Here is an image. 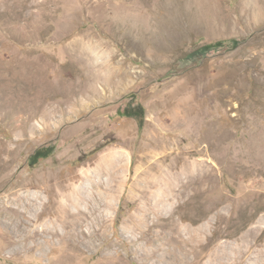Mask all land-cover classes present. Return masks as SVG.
<instances>
[{
  "label": "rangeland",
  "instance_id": "obj_1",
  "mask_svg": "<svg viewBox=\"0 0 264 264\" xmlns=\"http://www.w3.org/2000/svg\"><path fill=\"white\" fill-rule=\"evenodd\" d=\"M0 166V264L264 263V0H0Z\"/></svg>",
  "mask_w": 264,
  "mask_h": 264
},
{
  "label": "bare ground",
  "instance_id": "obj_2",
  "mask_svg": "<svg viewBox=\"0 0 264 264\" xmlns=\"http://www.w3.org/2000/svg\"><path fill=\"white\" fill-rule=\"evenodd\" d=\"M26 75H27L26 72L23 71L20 74H17L16 77L18 78L19 81L20 80L21 81L24 80L26 82ZM119 162H120V164L122 166V162L121 161H119ZM122 167H124V165ZM4 169H5V166H0V173ZM29 185H30V182H26V183L22 184L23 187H27ZM40 196H42V195H40ZM20 199L24 200V201L27 200L32 205L33 201H38L39 199H41V197H39L38 195H35V193H32L31 195L27 194V196L25 198H20ZM75 203L79 204L80 200L77 199V201ZM21 211L22 210L20 208V205L17 203L15 207L14 206H11V207L7 206V207L3 208L2 212H1L3 214V216H5V217L9 216L8 220L10 221V223L8 222L6 224L9 225V226H13L14 227V228H12V230H13L12 233L15 234V235H18V233L22 232L20 230H23V232H26V234L29 233V232L30 233L32 232V230L30 229V227H31L30 226L31 225L30 221L26 218L24 213L21 212ZM190 218L194 220L195 215H192ZM174 237H175L174 234L171 233L170 236H168V238H167L168 242H169V239L173 240ZM150 238H151L150 239L151 243H155L156 244L157 242H159V239H160L159 233H155ZM162 241H164V240H162ZM169 244H170V242H169ZM203 246L197 245V246H194V247L192 246L191 248H188V245L186 244V245L183 246L184 248L181 247V249H179L177 251L176 248L172 249L171 245H170L169 248H167L165 243H158L156 245V247L152 248L150 251H146L145 249H142L141 251H143V252H140V253H143V255H146L145 257H149L150 258V257L157 256V255L160 256L159 251L163 250V254H161V258H168L169 259L170 256H171L172 259H174L176 261H180L181 264H196L197 263V259L198 258L200 259L202 257V255H203V251H204V247ZM243 249H244V247H243ZM243 249L240 251V254H239L240 258H239V261H238L237 264H246L245 261H244V256L246 255V250H243ZM262 253H264V247L262 249ZM258 262H259V259H258ZM255 264H264V263H255Z\"/></svg>",
  "mask_w": 264,
  "mask_h": 264
},
{
  "label": "trees",
  "instance_id": "obj_3",
  "mask_svg": "<svg viewBox=\"0 0 264 264\" xmlns=\"http://www.w3.org/2000/svg\"><path fill=\"white\" fill-rule=\"evenodd\" d=\"M235 40H232L234 42ZM236 43V42H234ZM223 42H219L214 45V47L223 46ZM125 114L130 117H134L136 119H139V121H143L144 115H145V109H143L141 106H136L134 108H130L126 110Z\"/></svg>",
  "mask_w": 264,
  "mask_h": 264
}]
</instances>
